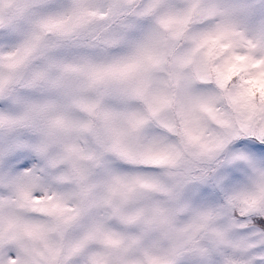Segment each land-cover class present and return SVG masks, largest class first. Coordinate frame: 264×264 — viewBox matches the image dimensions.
Returning a JSON list of instances; mask_svg holds the SVG:
<instances>
[{"label": "snow or ice", "instance_id": "1", "mask_svg": "<svg viewBox=\"0 0 264 264\" xmlns=\"http://www.w3.org/2000/svg\"><path fill=\"white\" fill-rule=\"evenodd\" d=\"M0 264H264V0H0Z\"/></svg>", "mask_w": 264, "mask_h": 264}]
</instances>
